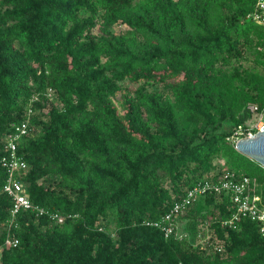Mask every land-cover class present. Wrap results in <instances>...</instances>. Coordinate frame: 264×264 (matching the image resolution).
<instances>
[{"label": "trees", "instance_id": "16d2710c", "mask_svg": "<svg viewBox=\"0 0 264 264\" xmlns=\"http://www.w3.org/2000/svg\"><path fill=\"white\" fill-rule=\"evenodd\" d=\"M256 13L258 0H0V242L18 239L0 264H264L255 222L222 223L227 197L179 216L189 238L147 223L224 171L264 192V167L228 140L264 117ZM29 107L19 179L43 213L20 210L7 228L2 145ZM198 221L221 251L194 244Z\"/></svg>", "mask_w": 264, "mask_h": 264}, {"label": "built area", "instance_id": "2783aa9c", "mask_svg": "<svg viewBox=\"0 0 264 264\" xmlns=\"http://www.w3.org/2000/svg\"><path fill=\"white\" fill-rule=\"evenodd\" d=\"M258 5L264 11V0H258ZM254 18L259 21H264L259 14H255ZM46 94L49 99L54 100V93L51 89H47ZM38 101V95L32 99ZM255 109V107H251ZM33 108L27 109L26 118L19 124L15 125L14 131L9 133L3 140V155L1 157V164L7 173L6 182L3 185V191L11 198L12 208L10 218L6 222L7 228L14 221L15 215L20 210L34 209L38 214L43 213V209L38 206H33L30 201L24 185L19 179L22 172H26L27 164L17 153L18 140L27 135L30 129L29 117L33 112ZM261 124L256 126H249L247 129L238 126L232 134L228 137L232 143L245 136H251L258 129ZM207 193H213L219 197H227L231 204L233 212L230 217L222 220L224 225L235 226L240 220L249 219L258 225L261 236L264 237V200L262 185L254 177L235 175L230 171H224L216 179H204L197 182L190 187L183 197L174 203L171 209L165 213L161 218L152 222H147L156 227L161 228L165 236H174L177 239L189 238V233L184 229L182 222H179V216L187 213L188 209L194 203ZM221 201V198H220ZM58 222L62 221V217L54 215ZM199 222V221H198ZM181 223V225H180ZM198 232L194 240L195 245L208 246L211 249L221 251L222 241L213 236L212 232L206 225L199 222L197 224ZM204 231V232H203ZM18 244V239L12 236H6L0 242V255L4 248L14 247Z\"/></svg>", "mask_w": 264, "mask_h": 264}, {"label": "water", "instance_id": "95a60500", "mask_svg": "<svg viewBox=\"0 0 264 264\" xmlns=\"http://www.w3.org/2000/svg\"><path fill=\"white\" fill-rule=\"evenodd\" d=\"M238 151L264 167V125L251 136L241 137L235 142Z\"/></svg>", "mask_w": 264, "mask_h": 264}, {"label": "rangeland", "instance_id": "374dc122", "mask_svg": "<svg viewBox=\"0 0 264 264\" xmlns=\"http://www.w3.org/2000/svg\"><path fill=\"white\" fill-rule=\"evenodd\" d=\"M117 28L121 29V31H123V30L127 29V26L125 24H117V25H115V29H114L115 32H116ZM98 32H99L98 28L95 27L93 29V33H98ZM161 87L162 86L160 84H152V85H148L147 88L152 90V89H160ZM258 124L264 125V117L262 114H258L257 117L250 122V125L253 127L258 125ZM225 127L229 129L230 124L225 123ZM182 225H184V222H182Z\"/></svg>", "mask_w": 264, "mask_h": 264}]
</instances>
